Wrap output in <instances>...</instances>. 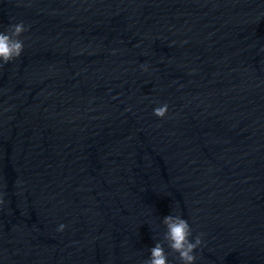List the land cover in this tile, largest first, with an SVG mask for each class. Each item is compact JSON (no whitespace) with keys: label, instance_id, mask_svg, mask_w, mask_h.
I'll use <instances>...</instances> for the list:
<instances>
[{"label":"water","instance_id":"1","mask_svg":"<svg viewBox=\"0 0 264 264\" xmlns=\"http://www.w3.org/2000/svg\"><path fill=\"white\" fill-rule=\"evenodd\" d=\"M20 21L0 264H144L170 214L195 264H264V0H0Z\"/></svg>","mask_w":264,"mask_h":264},{"label":"clouds","instance_id":"2","mask_svg":"<svg viewBox=\"0 0 264 264\" xmlns=\"http://www.w3.org/2000/svg\"><path fill=\"white\" fill-rule=\"evenodd\" d=\"M29 30L23 21L10 23L6 31H0V68L5 64L19 58L24 50V42L20 39L21 35ZM143 71H148L146 64L141 65ZM168 104L164 103L153 109V115L164 118L168 113ZM165 226L163 238L157 241L149 249L150 256L144 264H169L168 255L165 251V244L171 253L178 256L180 264H195L197 256L195 252L200 248L204 241L203 233L197 234L192 238L193 230L188 221L180 215H167L162 221ZM66 225L61 224L57 228L58 232H63Z\"/></svg>","mask_w":264,"mask_h":264}]
</instances>
